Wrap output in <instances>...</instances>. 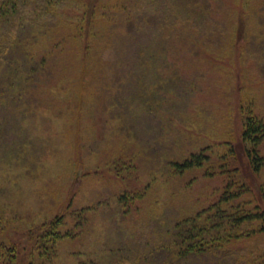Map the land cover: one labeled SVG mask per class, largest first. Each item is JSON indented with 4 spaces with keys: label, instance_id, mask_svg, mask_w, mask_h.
Here are the masks:
<instances>
[{
    "label": "rangeland",
    "instance_id": "rangeland-1",
    "mask_svg": "<svg viewBox=\"0 0 264 264\" xmlns=\"http://www.w3.org/2000/svg\"><path fill=\"white\" fill-rule=\"evenodd\" d=\"M263 8L212 0L203 11L217 32L202 34L197 21L174 44L98 14L81 32L85 7L62 8L35 35L31 77L14 64L15 81L0 89V243L17 242L24 264H42L29 233L63 214L59 230L72 235L47 264L130 260L138 237L208 206L229 180L246 188L236 201L263 212L264 137L257 166L241 137L249 110L264 116ZM197 152L208 156L199 167L168 163ZM236 247L264 252V232Z\"/></svg>",
    "mask_w": 264,
    "mask_h": 264
},
{
    "label": "trees",
    "instance_id": "trees-1",
    "mask_svg": "<svg viewBox=\"0 0 264 264\" xmlns=\"http://www.w3.org/2000/svg\"><path fill=\"white\" fill-rule=\"evenodd\" d=\"M109 1L107 9L104 7L103 11L97 12ZM211 3L212 0H0V89L10 88L15 81L10 70L14 64L24 66L23 79L31 77L29 70L35 63L30 49L35 35L49 28L48 24L62 8L70 5L85 7L87 27L81 28L77 24L81 32L95 27L98 14L107 23L122 21L115 24H126L136 33L153 29V33L165 34L166 43L173 37L174 44L176 37L180 38V29L191 28L189 24L197 21H202L199 26L202 34L217 32L213 27L216 22L203 11H208ZM261 23H264L263 19ZM179 38L177 43L180 46ZM145 50L139 47V52ZM248 113L243 119L241 137L250 143L246 152L250 153L252 164L257 166L255 157L257 146L264 137V116L255 115L252 110ZM207 159L203 152H197L181 162L168 163L180 172L199 167ZM245 190V186H237V182L229 180L217 199L208 206L176 220L170 225L171 229L156 232L151 237H138L140 248L130 256L131 261L127 258L120 261L118 256L110 264H264V252L236 247L241 239L264 232V211L254 212L236 201ZM84 215L83 208L73 213V224L81 226ZM62 224L63 214L42 225L40 232L29 233L30 239H34L32 249L42 259V264L56 257L57 240L72 235L69 229L65 232L59 230ZM18 248L17 242H1L0 264H24V255H19ZM39 263L28 261L27 264Z\"/></svg>",
    "mask_w": 264,
    "mask_h": 264
}]
</instances>
